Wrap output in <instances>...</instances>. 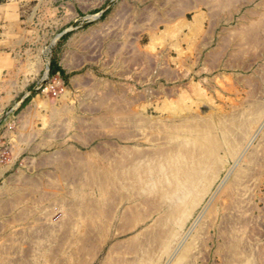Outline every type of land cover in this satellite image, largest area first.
Returning a JSON list of instances; mask_svg holds the SVG:
<instances>
[{
  "label": "rangeland",
  "instance_id": "374dc122",
  "mask_svg": "<svg viewBox=\"0 0 264 264\" xmlns=\"http://www.w3.org/2000/svg\"><path fill=\"white\" fill-rule=\"evenodd\" d=\"M32 17L0 117V264H264V0Z\"/></svg>",
  "mask_w": 264,
  "mask_h": 264
},
{
  "label": "crops",
  "instance_id": "0c3cea01",
  "mask_svg": "<svg viewBox=\"0 0 264 264\" xmlns=\"http://www.w3.org/2000/svg\"><path fill=\"white\" fill-rule=\"evenodd\" d=\"M41 5L45 0H0V117L16 98V84L29 82L32 10Z\"/></svg>",
  "mask_w": 264,
  "mask_h": 264
}]
</instances>
